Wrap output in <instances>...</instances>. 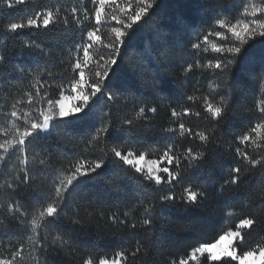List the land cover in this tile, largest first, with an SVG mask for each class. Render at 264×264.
Here are the masks:
<instances>
[{
	"label": "snow or ice",
	"instance_id": "1",
	"mask_svg": "<svg viewBox=\"0 0 264 264\" xmlns=\"http://www.w3.org/2000/svg\"><path fill=\"white\" fill-rule=\"evenodd\" d=\"M3 2L7 9H17L22 13L14 20L0 21L6 26L8 33L17 37L25 31L49 30L59 28L61 24L67 27L70 23L79 27L81 32L80 40L75 43L76 56L72 64L74 76L67 85L60 86L58 96L49 98L47 93L40 96V89L37 88L35 95L40 96V104L35 107V115L18 113L13 105V110L5 117L11 119L12 139H5L0 143V149H3L6 155L15 156L20 160L22 167L12 174L11 181H6V191L12 203L0 205V208H3L12 220L19 221L17 227L27 228L24 222L31 218L30 228L25 232L31 247L26 257L23 242L15 244L11 240H0V248L9 249L8 255L0 258V264H28L29 260L35 261V264H76L78 258L81 264H134L138 256H150L148 248L144 247L142 252V242L135 240L134 250H120L112 257H77L76 241L73 239L76 235L74 226H83V222L79 218L73 219L68 212L72 211L74 215H78L76 190L85 177H91L104 167L105 161L101 158H97L92 164L77 161L66 179L61 177L53 180L49 190L38 189L34 185L33 169L28 159L29 146H34L45 138L44 133L60 125L69 128L82 125L96 128L99 125L93 139L98 140L102 134L106 141L116 142L110 149L115 162L142 177L147 182L146 191L159 193L155 199L149 198V203L143 207L139 223L145 230L143 235L149 238L155 228L154 221L162 219L166 212L190 210L193 206L199 207L207 199L206 191L201 189H207L209 182L199 183L205 172L208 173L213 186L219 184L218 191L221 196H225L227 191L228 195L222 201V207L228 209V216L236 217L232 226L221 231L213 241L201 243L193 248L187 258L180 259L179 264H189V260L196 261L199 258L212 264H264V189H261L260 193L252 192L247 204H241V201L236 199V194L249 184L253 176L264 177V106L259 107L256 122L251 123L246 132L235 136L238 146L235 142L225 145L224 134L217 132L234 114L235 105L230 106L229 100L226 99L232 94L229 81L235 83L237 77L245 72V64L256 63L259 65V77L253 78L264 79V4L258 6L239 0L242 17H234L235 22L229 23L226 17L220 15L214 20L212 28L204 33H201L199 27L184 25L185 31L193 36V40L189 41L192 59L179 65L185 79L194 69L212 70L213 82L207 87L214 94L203 96L202 112L195 113L198 118L202 117V127L206 130L193 131L191 127L179 123L180 137L199 141L196 150L187 147L182 153H177L174 149L176 138L170 135L169 139L163 142L159 159L149 161L146 160L147 151L118 146L122 135L128 138L125 143L134 136L145 144H148V139L138 135L133 119L117 117L112 108L121 97L136 102L144 98L167 100L168 95H165V92L173 94L170 87L172 82L167 79V69L171 67L167 63L168 52L172 42L170 37L173 34L170 25L163 22L155 24L152 35L145 37L143 48L137 52L138 59L132 63L125 60L129 50H134L138 32L156 15L154 10L161 6V0H123V3L120 0H92L96 5L94 12L90 14L87 9L72 7V21H69L67 15H60L61 9L58 6L55 10H36L29 7L30 0ZM106 7L111 9L110 16L105 14ZM0 15L6 13L0 12ZM106 20L114 22L107 42L102 40L99 34L100 27ZM93 22V27L85 29L86 23ZM209 37L221 42H213ZM245 45L249 47L245 48ZM257 45L258 52L253 53L252 49L257 48ZM23 47L45 57L51 56L42 44L35 41H25ZM201 53L210 55L203 57ZM11 54V51L0 54V65L9 66ZM202 59L206 60V63H201ZM12 70L19 71L24 77H33V72L26 67L16 65ZM34 71L46 72L49 77L53 75L42 65H37ZM217 78H222L227 91H221V84L215 83ZM27 95L31 105L33 93L28 92ZM217 95L221 97L219 101L215 99ZM186 98L189 101L194 99L191 95ZM176 99L179 100L180 97ZM261 104L264 105V101H261ZM149 113L156 114L157 107L141 105L136 115L147 120ZM191 114V108L185 107L180 111L171 109V116L177 121ZM164 132L171 134L177 132V129H164ZM249 149H252L253 154L249 153ZM224 157H231L227 163L232 166L228 167L223 162ZM182 160L187 161L188 167L194 170L191 175L182 172ZM45 163L43 159L39 161L40 165ZM244 164L249 168L247 174H242L241 165ZM172 166H175L176 171L172 170ZM0 170H7L4 156H0ZM216 170L224 174L212 179V173ZM182 183L184 186L177 195L176 187ZM260 183L264 184V179ZM34 193L39 197L42 210H37ZM237 208H240L238 215L235 211ZM257 216L261 217L259 222ZM108 219L113 225L130 227L132 230L137 228L135 221L129 223L127 213H124L123 219L115 214L110 215ZM47 229L55 232L50 241L46 235H41V231ZM254 233L259 239L251 246L239 248L238 254V246L246 245V236L251 237ZM33 236L36 237L35 240H32ZM151 247H156L154 240ZM145 264L151 262L145 261ZM168 264H175V261L169 260Z\"/></svg>",
	"mask_w": 264,
	"mask_h": 264
},
{
	"label": "trees",
	"instance_id": "2",
	"mask_svg": "<svg viewBox=\"0 0 264 264\" xmlns=\"http://www.w3.org/2000/svg\"><path fill=\"white\" fill-rule=\"evenodd\" d=\"M245 2L258 6L264 4V0H245ZM57 6L61 9L60 15H67L69 21H72L70 14L72 7L80 10L87 9L90 14L96 7L92 0H30L29 3V7L36 10L45 8L55 10ZM154 11L156 15L152 16L148 24L138 32L134 50H129L125 60L132 63L138 59L137 52L143 48L145 37L152 35L155 24L163 22L170 25L173 34L170 37L172 42L167 63L171 67L167 69V79L172 82L170 87L173 89V94L169 95L168 92H165V95H168L167 100L144 98L136 102L121 97L115 102L112 111L121 119H133L138 129V135L148 139V144H145L134 136L132 140L125 143L128 138L126 135H122L118 146L138 149L141 152L147 151L148 158L158 160L163 142L168 140L170 135L176 138L174 149L177 153H182L187 147L196 150L199 141L180 137L178 124L184 123L193 131H205L206 129L202 127L204 123L202 117L198 118L195 113L202 112L203 96L214 94L207 87L209 83L213 82L211 79L212 70L194 69L185 79L179 67L184 61L190 62L192 59L189 52V41L193 40V36L185 31L184 25L199 27L201 33H204L212 28V24L218 16L222 15L227 18L229 23H234V17H242L243 12L239 0H161V6ZM0 12L6 13V15H0V21L14 20L18 15H22L17 9H7L3 0H0ZM257 15L259 16V14ZM113 23L104 22L100 27L99 34L105 42L110 39ZM93 26L94 22L86 23L84 27L87 29ZM80 32L79 27L70 23L67 27L61 24L59 28L49 30L25 31L23 35L17 37L8 33L6 26L0 23V54L7 51L12 53L11 64L9 66L0 65V133L1 129L10 123V119H5V117L13 110V105L18 113L30 109L32 104L28 103V92L33 93V102L40 103V96L45 93L49 98H56L60 86L67 85L73 78L72 64L73 58L76 56L75 43L80 40ZM209 39L213 42H221L213 37H209ZM228 39H231L230 35ZM25 41L42 44L50 52V58L24 48ZM247 47L249 45H245V48ZM258 49L257 45V48L252 49V52L256 53ZM209 55L210 53H201L203 57ZM201 63H206V60L202 59ZM16 65L32 71L34 78L24 77L19 71H13V66ZM37 65L44 66L53 75L49 77L46 72L36 73L34 69ZM258 69V63L245 64V72L237 77L235 83L229 81V85L232 86V94L230 98L226 97V99L229 100L230 106L235 105L234 114L217 130L224 134L223 143L225 145L234 143L236 135L246 132L251 123L256 122L259 116V107L264 106L261 104V101H264V79L253 78L259 77ZM86 73L88 75L87 70ZM215 83L221 84V91H227L222 78L215 79ZM37 88L40 89V96L35 95ZM188 95L193 96L194 99L187 100ZM176 97H180V99L177 100ZM215 99L219 101L221 97L217 95ZM145 104L148 107H157V113H149L147 120L136 115L139 107ZM185 107L192 109L191 115L183 116L179 121L171 116L172 108L180 111ZM98 127L99 125L96 128L87 125L74 128L55 126L50 133L43 134L44 139L38 141L34 146H29L28 149L34 185L43 190L51 189L52 181L55 179L61 177L66 179L77 161L88 164L95 163L97 158L105 161L104 167L97 170V173L91 177H85L84 182L77 188L78 215H74L72 211L68 212V215L73 219L79 218L83 222V226H74L76 235L73 239L76 241L77 257L86 255L112 257L120 250H134L135 240H140L143 244L142 252L143 248L147 247L150 256H138L134 264H145V261H150L151 264H168L169 260L179 264L180 259L187 258L193 248L201 243L213 241L221 231L232 226L236 217L228 216V209L222 207V201L228 193L226 191L225 196H221L218 191L219 184L213 186L208 173L205 172L199 183L209 182L207 189H201V191H206L207 199L199 207L193 206L190 210L166 212L162 219L154 221L155 228L151 238L143 235L145 230L139 226L143 207L149 203V198L155 199L159 193L146 191L145 184L147 182L142 177L133 170L115 162L110 149L116 142L106 141L102 134L98 140L93 139ZM122 127L127 126L122 125ZM169 128L177 129V132L171 134L164 132V129ZM235 143L238 146V142ZM249 153L253 154L252 149H249ZM42 159L45 160V165L39 164ZM5 160L7 170H0V205L12 203L6 191V181H11L12 174L22 167L20 160L15 156H8ZM229 160L231 157L223 158V162L228 167L232 166L227 163ZM241 167L242 174H247L248 166L244 164ZM172 170L176 171L175 166H172ZM181 170L188 175L194 171L188 167L187 161L184 160L181 162ZM222 174L224 173L216 170L212 173V179ZM262 179L264 177L261 175L253 176L249 184L242 187L236 194V199L240 200L241 204H247L248 197L252 192L260 193V190L264 189V184L260 183ZM183 186L182 183L176 187L177 195ZM33 195L37 199V210H42L39 197L35 193ZM84 205L91 206L84 207ZM235 211L238 215L240 208ZM124 213L128 214L129 223L132 221L137 223L135 230L130 227L113 225L108 219L113 214L123 219ZM256 218L258 222L261 219L260 216ZM30 219L24 222L27 228L17 227L19 221L12 220L8 213L0 208V240H11L15 244L23 242L26 257L31 247V242L25 235V232L30 228ZM259 227L258 223L257 231H259ZM41 235H46L47 240L50 241L55 232L52 229L42 230ZM35 239L36 237L33 236L32 240ZM257 239L259 237L255 233L251 237L246 236L247 243L238 246V254L239 248L251 246ZM153 240L156 244L155 248L151 247ZM8 250V247L0 248V258L7 256ZM129 261H131V257H129ZM28 264H35V261L29 260ZM76 264H81L79 258L76 260ZM197 264H212V262L204 261L202 258Z\"/></svg>",
	"mask_w": 264,
	"mask_h": 264
},
{
	"label": "rangeland",
	"instance_id": "3",
	"mask_svg": "<svg viewBox=\"0 0 264 264\" xmlns=\"http://www.w3.org/2000/svg\"><path fill=\"white\" fill-rule=\"evenodd\" d=\"M120 2L121 3H123V0H120ZM105 14L106 15H108V16H110L111 15V9H110V7H106L105 8ZM259 14V13H258ZM105 22H107V23H113L112 21H110V20H106ZM86 75H87V73H86ZM40 103L38 102V101H34V102H32V105H31V107H30V109H28V110H26L25 112H23V113H31L32 115H35V107L37 106V105H39ZM69 108L71 107V103H69ZM29 118H31V117H29ZM22 123V122H21ZM53 129V128H52ZM52 129L48 132V133H50L51 131H52ZM6 133H7V135H6ZM44 134H46V133H44ZM5 139H8V140H11L12 139V133H11V119H10V123H9V125L8 126H5L4 128H2L1 129V133H0V143H3L4 142V140ZM0 156H4L5 157V159L9 156V155H6V153H5V151L3 150V149H0ZM146 160H152V159H150V158H148L147 156H146ZM143 163V162H142ZM146 166V165H145ZM202 258H199L198 260H196V261H191V260H189V264H197L200 260H201Z\"/></svg>",
	"mask_w": 264,
	"mask_h": 264
}]
</instances>
